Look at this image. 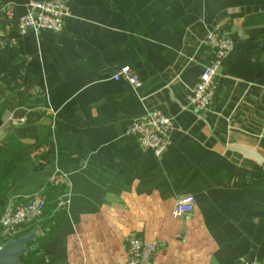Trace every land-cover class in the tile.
<instances>
[{
    "label": "crops",
    "instance_id": "crops-1",
    "mask_svg": "<svg viewBox=\"0 0 264 264\" xmlns=\"http://www.w3.org/2000/svg\"><path fill=\"white\" fill-rule=\"evenodd\" d=\"M30 1L0 0V151L41 144L10 171L0 216L64 188L38 264H127L131 236L159 243L153 264L264 263V167L228 149L264 151V0H66L63 31L21 35ZM210 31L236 45L197 113ZM124 65L139 87L113 80ZM151 110L174 121L160 157L126 134ZM177 202L193 212L173 218Z\"/></svg>",
    "mask_w": 264,
    "mask_h": 264
},
{
    "label": "built area",
    "instance_id": "built-area-1",
    "mask_svg": "<svg viewBox=\"0 0 264 264\" xmlns=\"http://www.w3.org/2000/svg\"><path fill=\"white\" fill-rule=\"evenodd\" d=\"M71 16V10L66 0H32L28 4L27 12L18 21V31L21 35L28 32H41L50 30L63 31L66 19ZM204 45L210 50L212 60L206 65L197 83L189 94V108L197 113H202L210 107L216 87L217 76L224 60L235 48L232 37L219 31H210L203 40ZM113 80H124L135 88L140 82L128 65L122 66L114 74ZM23 122L24 120H20ZM174 121L160 111L151 110L133 120L126 134L134 138L141 147L151 151L155 156H162L168 149ZM47 206L46 195H35L25 201L11 200L0 216V236L2 243L10 238H17L21 232L32 223L43 220ZM193 205L188 202H177L172 217L179 218L193 212ZM1 243V244H2ZM0 244V246H1ZM126 248L127 264H153L155 255L159 250V243L140 236H131ZM240 264H264L252 262L242 258Z\"/></svg>",
    "mask_w": 264,
    "mask_h": 264
},
{
    "label": "trees",
    "instance_id": "trees-1",
    "mask_svg": "<svg viewBox=\"0 0 264 264\" xmlns=\"http://www.w3.org/2000/svg\"><path fill=\"white\" fill-rule=\"evenodd\" d=\"M41 142L34 144H18L13 142L11 148L8 151H0V189H4L7 186L8 175L10 171L16 166L17 162L26 154L31 153L40 146ZM42 165V164H41ZM64 188L54 186L50 184L42 193L47 197V206L45 209L43 220L39 223H32L27 226L19 236L27 233L30 229L40 226L41 230L46 232L48 229L54 230L55 224L60 220L63 210L61 209L60 196L62 195ZM18 236V237H19ZM46 233L39 236L37 242H45ZM2 243V241H1ZM38 249H31L23 258L25 264H38L39 257Z\"/></svg>",
    "mask_w": 264,
    "mask_h": 264
},
{
    "label": "water",
    "instance_id": "water-1",
    "mask_svg": "<svg viewBox=\"0 0 264 264\" xmlns=\"http://www.w3.org/2000/svg\"><path fill=\"white\" fill-rule=\"evenodd\" d=\"M228 149L240 152L264 167L263 150L239 145L228 146ZM40 230L41 227L36 226L27 233L2 243L0 246V264H25L22 258L30 252L31 246L39 239Z\"/></svg>",
    "mask_w": 264,
    "mask_h": 264
}]
</instances>
